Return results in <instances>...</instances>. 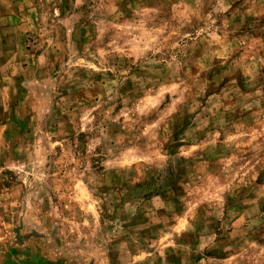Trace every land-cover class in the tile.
Wrapping results in <instances>:
<instances>
[{"label":"rangeland","instance_id":"374dc122","mask_svg":"<svg viewBox=\"0 0 264 264\" xmlns=\"http://www.w3.org/2000/svg\"><path fill=\"white\" fill-rule=\"evenodd\" d=\"M0 264H264V0H0Z\"/></svg>","mask_w":264,"mask_h":264}]
</instances>
